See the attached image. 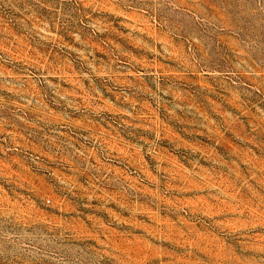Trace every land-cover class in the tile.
I'll return each instance as SVG.
<instances>
[{
    "label": "rangeland",
    "instance_id": "obj_1",
    "mask_svg": "<svg viewBox=\"0 0 264 264\" xmlns=\"http://www.w3.org/2000/svg\"><path fill=\"white\" fill-rule=\"evenodd\" d=\"M0 264H264V0H0Z\"/></svg>",
    "mask_w": 264,
    "mask_h": 264
}]
</instances>
